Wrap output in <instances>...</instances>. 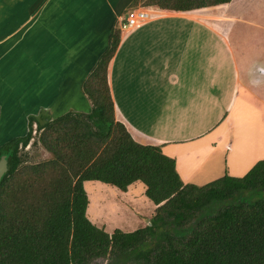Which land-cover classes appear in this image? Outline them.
<instances>
[{
  "label": "trees",
  "instance_id": "obj_1",
  "mask_svg": "<svg viewBox=\"0 0 264 264\" xmlns=\"http://www.w3.org/2000/svg\"><path fill=\"white\" fill-rule=\"evenodd\" d=\"M230 0H135L136 7L197 10ZM125 17V16H124ZM114 25L106 50L81 84L88 114L28 117L23 138L0 147V264H264V160L243 177L183 184L159 147L135 143L114 119L107 67L119 43ZM51 158L29 165L33 140ZM125 193L136 183L155 207L144 228L107 234L86 217L84 184Z\"/></svg>",
  "mask_w": 264,
  "mask_h": 264
},
{
  "label": "crops",
  "instance_id": "obj_2",
  "mask_svg": "<svg viewBox=\"0 0 264 264\" xmlns=\"http://www.w3.org/2000/svg\"><path fill=\"white\" fill-rule=\"evenodd\" d=\"M45 1L0 0L2 12L9 10L0 17L2 28L4 25L8 28L0 44L3 47L0 134L5 132L8 138L13 137L15 130L20 131L18 125H24L26 108L38 107L36 99L31 98L34 95L42 100L33 112L36 115L30 114L33 117L44 112L53 121L73 111L90 112L91 105L82 93L81 84L106 50L117 15L132 11L130 6L135 0H66L61 5L55 1L43 9ZM32 11H41L40 17L30 22L28 31L26 28L21 31L19 28L32 18ZM133 11L145 13L146 19L120 34L107 67L115 121L124 126L135 143L159 147L164 156L175 159L177 172L181 154H185L179 145L193 141L199 146L209 139L212 143L208 152H221L214 154L223 160L222 176L235 178L228 174L227 164L235 140L223 137V132L211 134V131L234 108L250 106L251 99L264 108V0H230L197 10L138 6ZM48 12H51V34L42 31ZM80 21L81 35L65 31L69 24ZM12 32L15 37L8 41L9 46H3ZM14 39L17 43L11 47ZM62 43L67 48L74 43L67 57ZM102 45H105L103 52L96 57ZM86 46L89 48L85 49ZM33 80L40 89L35 86L32 91L26 90ZM58 88L60 96L54 97ZM63 98L66 101L61 104ZM1 107L6 109L5 113ZM49 108L55 113L53 119ZM25 129L24 135L28 120ZM168 146L176 148V156L174 149L167 151ZM178 174L183 184L195 186H203L214 178L188 182ZM132 188L134 185L125 193L115 194L125 195ZM136 193L142 197L144 190ZM89 207L88 198L86 213Z\"/></svg>",
  "mask_w": 264,
  "mask_h": 264
},
{
  "label": "rangeland",
  "instance_id": "obj_3",
  "mask_svg": "<svg viewBox=\"0 0 264 264\" xmlns=\"http://www.w3.org/2000/svg\"><path fill=\"white\" fill-rule=\"evenodd\" d=\"M55 1L56 3L59 2L60 5L61 3L63 4L64 2H66V0H46L43 3L44 6L43 9H45L47 6L49 7V5L51 3H55ZM82 1L83 0H80V2ZM8 6L9 4L7 3V7ZM2 7H3V3L0 2V8ZM2 11H4V9L0 10V17L8 14L9 10L6 9L5 12ZM40 12L41 11L39 12L32 11L30 15L32 16V18L27 19L29 21L25 23V25L22 28L19 29L23 31L26 28V31H28L31 28L29 26L30 22L34 19H37L36 17H40ZM47 15L48 17H46L45 20H47L48 22H45V20L43 21L42 31L44 30V32H47L46 34H51V22H52L50 20L51 12H48ZM124 16L125 13H123L122 16L117 15L113 24L119 28L120 34L124 32L120 29L119 26L120 20ZM1 20L2 18L0 19V21ZM74 21H77L76 17H74ZM82 21L73 22L71 25L69 24L68 27H66L65 31H68L71 34L73 33L74 35L75 33L81 35L83 30L82 29L83 27H81ZM113 27L114 26H112V29ZM4 31H8L7 26L4 25L2 28V25L0 24V44L4 42V39H2ZM14 35H15L14 32L7 35V38L9 37V39L7 40L6 38V42L3 44V46H5V44H8V41L12 40L15 37ZM16 40L17 39H14L11 42V47H13L15 43H17ZM62 45L67 52V53L65 52L66 54L64 53L65 54L64 56L67 57L69 55L70 50H72L71 47H73L74 43L72 45H69V48L64 46L63 43ZM104 46L105 45H102L101 50L96 57H98L103 52ZM2 48L3 47H0V49ZM88 48L89 47L86 46L85 49ZM60 49L62 50L63 48ZM92 49H94V44L91 45L90 50L92 51ZM81 52H83L82 49ZM81 52L77 53L78 56H80ZM96 57H94V59ZM55 78L56 77H53L52 79L55 80ZM35 82L36 81L33 80L29 84V87L26 90L32 91L33 87L35 86L36 88L40 89V87L36 85ZM52 89L53 88L50 89L51 92ZM58 93H59V88L56 91L54 97H56ZM31 94L32 93H30V95ZM2 95H3V77H2V68H0V106H2L3 104ZM59 96L60 95H58L57 97ZM80 96L81 95H78L77 97ZM31 98L36 99L35 103L39 107L42 99H40L37 95L31 96ZM65 101L66 98H63L61 100L62 102L61 104H64L63 102ZM29 102L30 99L28 100V103ZM249 105L250 106L245 108L242 106L234 108V110L230 112L228 118L226 114L225 119L221 123H219L214 130L211 131V134L213 133L220 134L223 132L225 134V136L223 137H230L235 140L236 146L235 148L232 149L231 158L228 159L227 161V164L229 166L228 174L231 176H235V178L243 177L258 161L264 160V108L252 99L250 100ZM1 109L5 113L6 109L3 107H1ZM35 109L26 108L27 114L24 115V125H18L20 131L18 132L15 130L13 133V137L8 138L7 137L8 135L5 132L0 134V147L6 144L7 142H9L14 137L25 136L24 135L26 132L25 125H27V120H28L27 118L30 116V114H32L35 111ZM32 115L35 116L36 113H33ZM0 117H1V110H0ZM33 139L34 140H31L28 146L26 147V149L24 150V152L27 155L26 163L29 165H34L49 160L51 158L50 154L44 151L41 145H39L38 143L36 145H31L33 144L34 141L38 139V137L34 136ZM211 143L212 141L207 139V140H203L202 144L199 146H195L193 141L187 142L186 144L183 145H179L180 149L183 152H185V154H181L182 159L180 160L181 163L179 164V172L176 171L177 173L181 174V178L185 180H190L188 182H201L211 179L213 177H214L213 180H216L224 174L223 160H221V157L218 155L221 154V152L216 150L215 151L209 150L208 152ZM166 149L167 151L169 149H174L173 154L175 156L177 155V152L175 150L176 148H174L173 146H168ZM167 151L165 150V153ZM214 153H218V154H214ZM249 166L250 169H248V171L245 172V170ZM133 185L134 188H132L131 191L129 190L127 194L117 196L115 194L117 193L116 191H118L119 193L121 192L112 186H107L98 182L85 183L84 190L90 201V207L88 213H86V217L94 226H96L99 230L107 234L112 233L114 230H119L123 233H130L135 230H138L142 226L144 228L147 224H149L152 215L154 214V208L153 205L146 199L144 195L142 196L143 197L142 198L140 197V194L138 195L136 193L138 192L139 189H141V191L145 190L144 186L140 183H136ZM90 264H104V262L96 261Z\"/></svg>",
  "mask_w": 264,
  "mask_h": 264
},
{
  "label": "built area",
  "instance_id": "obj_4",
  "mask_svg": "<svg viewBox=\"0 0 264 264\" xmlns=\"http://www.w3.org/2000/svg\"><path fill=\"white\" fill-rule=\"evenodd\" d=\"M146 14L141 11H129L120 20L119 26L122 31L133 29L138 22L145 20Z\"/></svg>",
  "mask_w": 264,
  "mask_h": 264
},
{
  "label": "water",
  "instance_id": "obj_5",
  "mask_svg": "<svg viewBox=\"0 0 264 264\" xmlns=\"http://www.w3.org/2000/svg\"><path fill=\"white\" fill-rule=\"evenodd\" d=\"M49 113H51V118L53 119L55 117V113L52 112V109L49 108ZM74 112V111H73ZM71 112V113H73ZM7 172V162H6V157L5 156H1L0 157V181L2 179V177L4 176V174Z\"/></svg>",
  "mask_w": 264,
  "mask_h": 264
}]
</instances>
